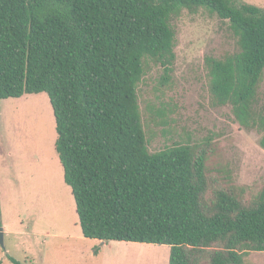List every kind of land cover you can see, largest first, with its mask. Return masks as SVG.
<instances>
[{
  "label": "trees",
  "instance_id": "trees-1",
  "mask_svg": "<svg viewBox=\"0 0 264 264\" xmlns=\"http://www.w3.org/2000/svg\"><path fill=\"white\" fill-rule=\"evenodd\" d=\"M201 9L238 39L234 53L206 59L212 105L230 106L264 150V9L234 0H0V102L49 96L85 238L167 245L169 264H245L264 252V186L246 201L228 179L208 202L207 151L151 152L142 118L147 62L168 81L173 21Z\"/></svg>",
  "mask_w": 264,
  "mask_h": 264
},
{
  "label": "rangeland",
  "instance_id": "rangeland-1",
  "mask_svg": "<svg viewBox=\"0 0 264 264\" xmlns=\"http://www.w3.org/2000/svg\"><path fill=\"white\" fill-rule=\"evenodd\" d=\"M234 1L264 9V0ZM173 28L176 59L168 81L165 68L148 61L138 90L149 149L199 145L208 156V202L228 179L244 188L250 201L264 186L261 134L245 130L230 106L212 105L206 69L208 57L234 53L238 39L228 21L205 9L184 11ZM261 96L264 104V82ZM57 138L46 93L0 102V264H13L10 258L21 264H169L167 245L83 236ZM245 264H264V252L250 253Z\"/></svg>",
  "mask_w": 264,
  "mask_h": 264
},
{
  "label": "water",
  "instance_id": "water-1",
  "mask_svg": "<svg viewBox=\"0 0 264 264\" xmlns=\"http://www.w3.org/2000/svg\"><path fill=\"white\" fill-rule=\"evenodd\" d=\"M1 242H2V235H1Z\"/></svg>",
  "mask_w": 264,
  "mask_h": 264
}]
</instances>
